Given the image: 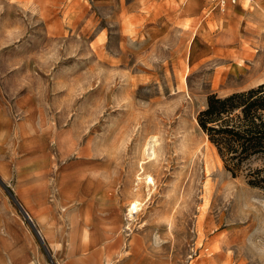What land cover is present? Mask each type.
I'll return each instance as SVG.
<instances>
[{
  "label": "rangeland",
  "instance_id": "rangeland-1",
  "mask_svg": "<svg viewBox=\"0 0 264 264\" xmlns=\"http://www.w3.org/2000/svg\"><path fill=\"white\" fill-rule=\"evenodd\" d=\"M262 82L264 0H0V264H264V190L196 122Z\"/></svg>",
  "mask_w": 264,
  "mask_h": 264
},
{
  "label": "trees",
  "instance_id": "trees-1",
  "mask_svg": "<svg viewBox=\"0 0 264 264\" xmlns=\"http://www.w3.org/2000/svg\"><path fill=\"white\" fill-rule=\"evenodd\" d=\"M196 122L233 177L264 190V82L207 95Z\"/></svg>",
  "mask_w": 264,
  "mask_h": 264
},
{
  "label": "bare ground",
  "instance_id": "bare-ground-1",
  "mask_svg": "<svg viewBox=\"0 0 264 264\" xmlns=\"http://www.w3.org/2000/svg\"><path fill=\"white\" fill-rule=\"evenodd\" d=\"M185 141H184V143H183V145H182V147H181V151L184 153V155L186 156V160H187V162H192L193 161V157H194V155H195V152H196V149H195V147L193 146V144H192V141H191V139H190V136L188 135V136H185V139H184ZM146 144H148V143H146ZM150 144V143H149ZM154 148V147H153ZM152 148V146H149V147H147V146H144V148L142 149V156L146 153V155H147V158H149V159H145L144 157H142V159H139V161L137 162V171H136V173L134 174V180H136V186L137 187H139V185L141 184V182H142V179H143V176H144V183H146V184H150V183H152L153 184V178H152V176L151 175H147V174H144V172H145V170H146V166L149 164V163H151V161H149L150 159H154V158H156V151H155V149H153ZM183 155V156H184ZM195 161V160H194ZM195 162H193V164H194ZM208 164V163H207ZM133 180V181H134ZM139 189V188H138ZM223 189H224V193H223V195H224V197L225 198H228V197H230V195H232V188H231V186L229 185V184H224L223 185ZM222 195V196H223ZM223 197V198H224ZM225 198H224V200H225ZM230 199H231V197H230ZM221 201V200H220ZM227 202V201H226ZM228 203V202H227ZM138 210V201L137 200H132V201H130L129 202V208H128V211H129V214H130V216H131V214L133 213V212H136Z\"/></svg>",
  "mask_w": 264,
  "mask_h": 264
},
{
  "label": "crops",
  "instance_id": "crops-1",
  "mask_svg": "<svg viewBox=\"0 0 264 264\" xmlns=\"http://www.w3.org/2000/svg\"><path fill=\"white\" fill-rule=\"evenodd\" d=\"M216 5H217V2H216ZM233 5H239V0L238 2H236L235 4H228L226 9L223 10V11H226L230 6H233ZM220 9V8H219ZM59 142L56 143V146H59ZM63 148L61 147H56V151L58 153V155L60 157H65L67 155H70L71 154V151L69 148H66V146H62ZM80 180H85L86 184H87V192H86V196H91L93 194H97V190H99V188L102 186V179L101 177H94V178H89V173H81L80 174V177L78 178ZM100 194L102 195L103 194V191L100 192ZM89 238L90 240L92 241V243L94 242L92 238L93 237V233L90 232L89 234ZM102 242V238L100 237V239L98 240H95V243H98V242ZM172 261V260H171ZM175 262V261H174Z\"/></svg>",
  "mask_w": 264,
  "mask_h": 264
},
{
  "label": "built area",
  "instance_id": "built-area-1",
  "mask_svg": "<svg viewBox=\"0 0 264 264\" xmlns=\"http://www.w3.org/2000/svg\"><path fill=\"white\" fill-rule=\"evenodd\" d=\"M238 0H216L221 11L225 10L228 4H235Z\"/></svg>",
  "mask_w": 264,
  "mask_h": 264
},
{
  "label": "water",
  "instance_id": "water-1",
  "mask_svg": "<svg viewBox=\"0 0 264 264\" xmlns=\"http://www.w3.org/2000/svg\"><path fill=\"white\" fill-rule=\"evenodd\" d=\"M18 205H19V207L22 209V211H23V213L25 214V216H26V217L30 220V222L32 223L31 218L29 217V215H28L27 212L23 209V207L21 206V204H20L19 202H18ZM32 226H33L35 232L37 233V235L39 236V238L41 239L43 245L45 246V241H44L42 235L40 234V231L34 226L33 223H32Z\"/></svg>",
  "mask_w": 264,
  "mask_h": 264
}]
</instances>
